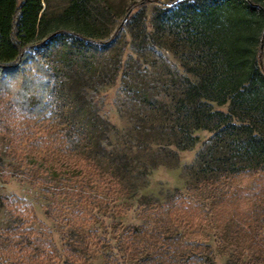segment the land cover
Masks as SVG:
<instances>
[{"label": "rangeland", "instance_id": "obj_1", "mask_svg": "<svg viewBox=\"0 0 264 264\" xmlns=\"http://www.w3.org/2000/svg\"><path fill=\"white\" fill-rule=\"evenodd\" d=\"M68 1L46 0V20L57 19ZM105 1L112 13L87 21L94 39L108 38L137 0ZM145 10L144 29L132 27L129 18L109 45L79 44L70 34L42 38L45 43L24 49L16 74L0 72V264H114L113 259L116 264H156L154 251L162 241L155 233H182L197 246H207L214 264H264V166L200 181L203 165L197 158L216 140L214 131H194L195 145L178 150L177 156L158 144L141 149L137 153L144 156L132 161L133 169L119 182L104 179L100 169H84L76 132L65 126L59 107L66 101L64 76L82 71V61L105 66L107 84L99 87L89 80L87 95L93 98L92 110L100 108L123 135L140 129L139 119L147 112L138 94L126 91L121 70L111 79L117 58L122 64L140 56L134 82H148L160 96L175 92L169 85L176 75L192 78L181 66L182 52H175V29L157 31L150 5ZM143 39L147 48L138 46ZM36 59L57 74L49 87ZM55 86L58 93L52 91ZM76 94L70 92L68 110L78 119ZM214 107L228 110L227 103ZM191 184L195 188H187Z\"/></svg>", "mask_w": 264, "mask_h": 264}, {"label": "trees", "instance_id": "obj_2", "mask_svg": "<svg viewBox=\"0 0 264 264\" xmlns=\"http://www.w3.org/2000/svg\"><path fill=\"white\" fill-rule=\"evenodd\" d=\"M92 1L69 0L62 14L49 23L46 0H0V72L16 74L24 49L32 42L45 43L40 41L42 38L52 41L70 34L79 44L109 45L129 18L132 27L144 29L145 9L150 5L151 22L157 31L175 29V52H182L181 66L192 78L176 75L169 85L175 92L160 96L148 82L135 84L140 56L134 59L131 55L122 64V58H117L111 79H116L121 70L126 91L138 94V104L147 112L139 119L143 124L140 129L123 135L100 108L92 110L93 98L87 95L89 80L94 79L99 87L107 84L105 66L92 67L82 61V71L64 76L60 82L67 92L66 101H61L59 107L66 114L65 126L76 132L84 169L94 168L97 173L101 170L104 179L119 182L133 169L132 161L143 155L138 151L158 144L177 156L178 150L195 145L198 137L193 133L198 129L214 131L216 137L198 155L197 164L203 165L200 181L217 180L239 172L242 167L264 166V0H137L128 7L127 17L105 39H94L87 21L111 14L110 3L103 0L101 5H93ZM143 41L139 48H147ZM35 66L49 87L57 74L45 68L39 59ZM57 89L52 87L53 92L58 93ZM72 90L77 93L76 108L81 113L78 119L68 110L69 102H73L69 97ZM226 103V112L214 107ZM241 157L251 162L236 164L235 160ZM194 168L191 165L190 171L194 172ZM87 172L88 176L92 174ZM154 238L162 241L154 251L156 264H214L207 246H197L195 240L182 233H155ZM106 256L110 258L112 254Z\"/></svg>", "mask_w": 264, "mask_h": 264}, {"label": "water", "instance_id": "obj_3", "mask_svg": "<svg viewBox=\"0 0 264 264\" xmlns=\"http://www.w3.org/2000/svg\"><path fill=\"white\" fill-rule=\"evenodd\" d=\"M128 13L123 17V19H125L127 17Z\"/></svg>", "mask_w": 264, "mask_h": 264}]
</instances>
